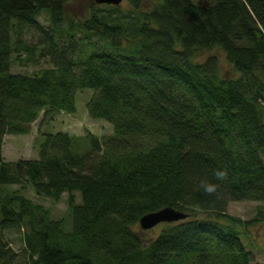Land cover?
Returning a JSON list of instances; mask_svg holds the SVG:
<instances>
[{
    "label": "trees",
    "instance_id": "16d2710c",
    "mask_svg": "<svg viewBox=\"0 0 264 264\" xmlns=\"http://www.w3.org/2000/svg\"><path fill=\"white\" fill-rule=\"evenodd\" d=\"M124 1L76 20L70 0H0V186L68 194L60 218L20 190L0 194V264H16L8 226L25 227L27 264H263L243 234L264 209L245 220L228 206L264 202V0ZM38 54L52 66L11 70ZM86 88L112 134L46 132L38 158L2 157L5 134L75 114ZM218 169L228 178L207 196L199 182ZM167 206L189 216L148 238L140 218Z\"/></svg>",
    "mask_w": 264,
    "mask_h": 264
},
{
    "label": "rangeland",
    "instance_id": "374dc122",
    "mask_svg": "<svg viewBox=\"0 0 264 264\" xmlns=\"http://www.w3.org/2000/svg\"><path fill=\"white\" fill-rule=\"evenodd\" d=\"M124 3H126L124 1ZM94 0H70L67 6V14L73 19H81L86 17L92 7ZM42 23L49 25V13L43 11L39 16ZM29 41L35 39L28 34ZM219 55L221 69L225 74L232 75V70L225 53L219 49L213 51ZM210 53H204L198 56V60H204ZM37 63L30 64H14L13 72L35 73L42 68L51 67L52 64L48 57H40L37 55ZM94 90L90 88L79 90L76 94L78 110L75 114L59 113L53 119L46 118L42 115L37 121L32 124L31 132L27 135H12L5 134L2 137L1 154L5 160L16 161L19 159H36L39 157L38 148L39 141L42 139L43 133L64 131L81 136L87 135L89 132L94 133L99 137H103L114 132L113 125L104 119H95L89 115L87 103L93 96ZM20 190L21 193L31 198L34 202L44 204L51 210L52 218H60L68 213L67 198L65 193L59 202H55L50 198L39 196L30 184H12L0 186V194L11 193ZM77 193V201H80V195ZM259 209H264L262 201H232L228 206V213L245 220L255 217ZM163 225L159 224L151 230H147L148 238L156 236L160 233ZM24 231L25 227L19 228L16 226H8L3 229L6 238L10 245L16 251V264H27L28 254L24 250ZM243 240L247 247L252 251L255 263L264 264V222L257 223L246 230L243 234Z\"/></svg>",
    "mask_w": 264,
    "mask_h": 264
},
{
    "label": "water",
    "instance_id": "95a60500",
    "mask_svg": "<svg viewBox=\"0 0 264 264\" xmlns=\"http://www.w3.org/2000/svg\"><path fill=\"white\" fill-rule=\"evenodd\" d=\"M96 4L119 5L124 0H94ZM189 214L178 208L167 206L149 212L140 218L139 225L144 231L151 230L162 223H174L186 219Z\"/></svg>",
    "mask_w": 264,
    "mask_h": 264
},
{
    "label": "clouds",
    "instance_id": "9594fccd",
    "mask_svg": "<svg viewBox=\"0 0 264 264\" xmlns=\"http://www.w3.org/2000/svg\"><path fill=\"white\" fill-rule=\"evenodd\" d=\"M213 175L215 182L209 180L207 177H204L200 180L198 185V190L207 196L215 195L220 188V182H223L228 178V172L226 169H218L213 173Z\"/></svg>",
    "mask_w": 264,
    "mask_h": 264
}]
</instances>
